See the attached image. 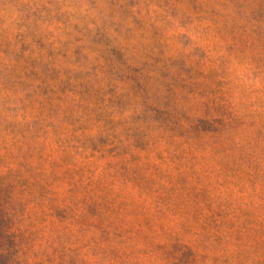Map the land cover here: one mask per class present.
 <instances>
[{"label":"rangeland","instance_id":"374dc122","mask_svg":"<svg viewBox=\"0 0 264 264\" xmlns=\"http://www.w3.org/2000/svg\"><path fill=\"white\" fill-rule=\"evenodd\" d=\"M0 264H264V0H0Z\"/></svg>","mask_w":264,"mask_h":264}]
</instances>
